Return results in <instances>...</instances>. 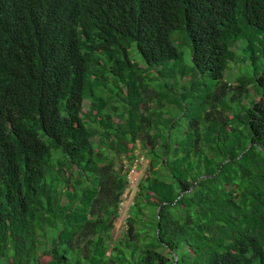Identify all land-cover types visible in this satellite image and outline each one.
Instances as JSON below:
<instances>
[{"label": "trees", "instance_id": "trees-1", "mask_svg": "<svg viewBox=\"0 0 264 264\" xmlns=\"http://www.w3.org/2000/svg\"><path fill=\"white\" fill-rule=\"evenodd\" d=\"M0 264H264V0H0Z\"/></svg>", "mask_w": 264, "mask_h": 264}, {"label": "rangeland", "instance_id": "rangeland-1", "mask_svg": "<svg viewBox=\"0 0 264 264\" xmlns=\"http://www.w3.org/2000/svg\"><path fill=\"white\" fill-rule=\"evenodd\" d=\"M239 49V48H238ZM134 58L138 61H142L141 57L139 54L136 53L134 55ZM241 73V64L239 63H232L230 70L227 72V81L231 82L234 84L236 77H238ZM89 102H85V107L88 109ZM87 111V110H86ZM141 151V150H140ZM148 168V160L145 159L142 153H140L138 161H136L135 165L132 167L131 173H130V178H131V184L130 188L127 190V192L124 194L123 199L124 202L121 206L120 210V218L115 224V229L113 231V237L114 239H118L121 234L123 233V229L125 226V220L127 218V212L129 209V206L132 204L134 201V197L138 191V185L146 175V170Z\"/></svg>", "mask_w": 264, "mask_h": 264}]
</instances>
